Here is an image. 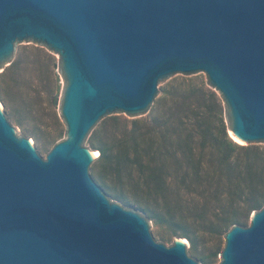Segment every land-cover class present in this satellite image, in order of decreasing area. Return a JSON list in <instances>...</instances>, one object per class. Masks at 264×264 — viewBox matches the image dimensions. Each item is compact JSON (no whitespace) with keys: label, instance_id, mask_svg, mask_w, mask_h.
Masks as SVG:
<instances>
[{"label":"water","instance_id":"95a60500","mask_svg":"<svg viewBox=\"0 0 264 264\" xmlns=\"http://www.w3.org/2000/svg\"><path fill=\"white\" fill-rule=\"evenodd\" d=\"M61 57L66 136L45 159L0 108V264H200L110 202L83 140L107 113H139L172 73L203 71L232 134L264 141V0H0V64L21 39ZM225 232L219 264H264V205Z\"/></svg>","mask_w":264,"mask_h":264},{"label":"rangeland","instance_id":"374dc122","mask_svg":"<svg viewBox=\"0 0 264 264\" xmlns=\"http://www.w3.org/2000/svg\"><path fill=\"white\" fill-rule=\"evenodd\" d=\"M188 78L201 79L207 82V75L203 71L190 74H169L159 80L154 100L164 95L165 88L170 84ZM210 88L214 90L212 86ZM216 92L221 98L218 91ZM63 93L64 78L61 71L60 54L35 39L17 40L14 43V50L10 57L0 64V108L13 126L15 134L29 138L36 151L44 159L52 146L66 136V124L59 111ZM155 112L154 101L145 110L135 114L118 109L111 111L96 123L83 140L82 145L99 152L90 143L91 137L97 136L100 141L105 140L108 144L113 145L121 140V133L124 128L130 130L135 124L138 127L151 124ZM221 112L227 132L230 127L228 110L222 98ZM170 126L172 143L177 146L175 155L180 159L182 157L180 150L183 147L180 146L181 142H184V139H187L189 135H192L193 143L197 142L199 138L188 125L185 126V129L175 128L174 130L172 125ZM159 134L156 132L157 136ZM235 142L240 144L241 140L236 139ZM97 144L99 143L97 142ZM241 145L264 147V141L243 142ZM140 149L142 148L140 147ZM139 157L140 162L125 163L122 175L124 185L116 183L112 175L108 174L105 177L108 189H105L99 176L102 162L98 161V154L90 164L88 171L94 181L102 187L110 202H116L124 208L134 209L147 219L149 231L156 241L171 245L175 238H184L187 242L186 251L189 256L196 259L200 264H219L221 251L225 245V233H214L199 226V223L213 218L212 213L216 208L214 201L210 199L206 205L203 200L205 198H202L199 194L200 190L188 192L183 187L179 177L176 176L177 173L181 172L177 169L179 167L176 163L177 158L169 156L165 161H162L153 153H143ZM139 164L144 167V170L140 173L138 172L141 168ZM147 166L154 168L159 174L162 173L165 179L162 191L157 193L155 190H151V195L148 196L149 204L157 209L165 204L176 212L179 218L178 223L181 227L183 226L182 229L179 228L178 232H173L171 229L173 226L168 223L155 224L140 207H137L133 202L126 204L116 196L121 192L130 198L136 196L131 192V189H135L132 187V183L135 180L142 182L144 175L148 172ZM184 167L182 165V169ZM246 224H250V219L247 220ZM184 229L194 240V247L189 238L179 235Z\"/></svg>","mask_w":264,"mask_h":264},{"label":"trees","instance_id":"16d2710c","mask_svg":"<svg viewBox=\"0 0 264 264\" xmlns=\"http://www.w3.org/2000/svg\"><path fill=\"white\" fill-rule=\"evenodd\" d=\"M210 87L208 80L190 78L170 84L164 95L154 100L156 112L151 124L144 127L135 124L130 130L124 128L121 140L113 145L100 141L97 136L91 137L90 143L99 151L98 161L102 162L99 176L108 189L105 177L110 174L116 183L124 185L125 163L140 162L139 156L143 153H153L162 161L169 156L177 158V146L172 143L169 127L172 125L174 130L190 126L199 139L193 143L189 135L181 142L182 157L176 162L181 172L176 176L188 192L200 190L206 205L210 199L216 205L213 218L199 226L214 233H225L233 225L246 226L250 213L264 205V147L241 145L228 136L221 116V98ZM156 132L160 133L159 137ZM139 166L140 173L144 167ZM147 170L142 182L132 183L137 190L131 189L136 195L134 199L122 192L116 196L126 204L133 202L140 207L155 224L168 223L173 226V232H178L183 226L178 223L176 212L165 204L158 209L149 204L151 190L162 191L165 179L154 168L147 166ZM179 235L189 238L194 247V240L186 229Z\"/></svg>","mask_w":264,"mask_h":264},{"label":"bare ground","instance_id":"6f19581e","mask_svg":"<svg viewBox=\"0 0 264 264\" xmlns=\"http://www.w3.org/2000/svg\"><path fill=\"white\" fill-rule=\"evenodd\" d=\"M229 132H230V134L232 135V137L234 138V140L236 141V139L238 140V138L237 137H235L233 134H232V132L229 130ZM238 142V141H237ZM240 143V142H239ZM89 152H90V155L92 156V157H95L97 154H98V152L96 151V150H89Z\"/></svg>","mask_w":264,"mask_h":264}]
</instances>
